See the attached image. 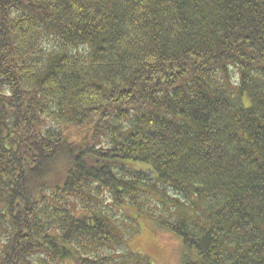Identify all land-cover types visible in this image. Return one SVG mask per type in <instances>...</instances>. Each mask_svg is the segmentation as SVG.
Wrapping results in <instances>:
<instances>
[{"label":"trees","instance_id":"trees-1","mask_svg":"<svg viewBox=\"0 0 264 264\" xmlns=\"http://www.w3.org/2000/svg\"><path fill=\"white\" fill-rule=\"evenodd\" d=\"M142 217L264 264V0H0V264H152Z\"/></svg>","mask_w":264,"mask_h":264},{"label":"rangeland","instance_id":"rangeland-1","mask_svg":"<svg viewBox=\"0 0 264 264\" xmlns=\"http://www.w3.org/2000/svg\"><path fill=\"white\" fill-rule=\"evenodd\" d=\"M140 221L141 230L130 238L133 250L150 257L152 264H181L182 241L174 234L148 224L143 217Z\"/></svg>","mask_w":264,"mask_h":264}]
</instances>
